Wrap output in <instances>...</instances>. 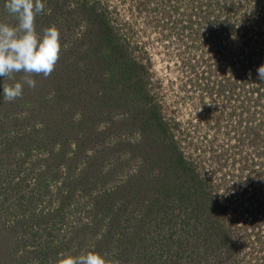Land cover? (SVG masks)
<instances>
[{"label":"rangeland","instance_id":"374dc122","mask_svg":"<svg viewBox=\"0 0 264 264\" xmlns=\"http://www.w3.org/2000/svg\"><path fill=\"white\" fill-rule=\"evenodd\" d=\"M6 2L0 0V23L16 27ZM42 3L37 34L53 25L60 32L54 71L47 78L33 75L34 89L23 83V73L0 77V264H59L89 252L108 264H264V221L233 232L208 216L191 188L195 180L208 181L200 192L214 193L222 216L240 204L260 212L264 202L263 182L250 188L237 182L262 160L256 155L264 146L256 150L244 128L264 121V96L241 86L211 97L200 78L205 62H238L249 50L264 51V0ZM193 7L200 23L185 27ZM207 15L233 28L215 33L209 25L216 20ZM99 21L114 29L127 49L122 58L134 63L133 106L148 119L155 109L165 125L156 146L140 123H132L137 109H116L117 94L127 92L121 66L108 65L103 49L93 64L84 58L94 49ZM17 82L22 96L6 101L3 84ZM206 136L222 152L212 155ZM243 141L248 147L242 149Z\"/></svg>","mask_w":264,"mask_h":264},{"label":"trees","instance_id":"16d2710c","mask_svg":"<svg viewBox=\"0 0 264 264\" xmlns=\"http://www.w3.org/2000/svg\"><path fill=\"white\" fill-rule=\"evenodd\" d=\"M163 1V0H162ZM206 3H211L215 2L216 5H218V0H204ZM221 2V1H220ZM201 4V3H199ZM171 7V6H169ZM210 7L209 5H207V8ZM195 9H197L196 7L192 8V10L189 11V17L188 20L186 21L185 27L192 25L193 23H200V21L195 19L197 17H200L198 14H196ZM173 16L174 14H176L175 9L173 10ZM150 13L152 15L155 16L156 10L153 9L152 11H150ZM93 14V13H92ZM101 15V13H95L93 14L97 19L99 18V15ZM86 16V15H85ZM211 15H207V19L210 17ZM213 17L216 21H212L210 23V27L212 30L213 28V32L215 33H220V29H230L233 28L232 25L231 26H227L224 27L222 26V24H224V22L221 21V18L219 16ZM86 18L88 19V15L86 16ZM95 18V19H96ZM195 18V19H194ZM168 19H171V17H168ZM150 22V21H149ZM171 22V21H170ZM228 22V21H227ZM151 24H153L152 26H157V23L154 24V21H151ZM174 27L173 29L176 28V22H173ZM229 24V23H228ZM177 30V29H176ZM179 30V29H178ZM209 30V31H210ZM260 31L262 32L263 35H259L260 37L264 38V29H260ZM114 29L109 27L107 23L98 22V28L95 31L94 36L92 37V46L90 49H93L88 51V54L84 53V58L85 60H87L88 64H93V61H99L103 58V55L101 54V50L103 49V54H104V58L107 59V63L108 65H111L112 68L116 71V68L118 66H121L120 70L123 72V80L126 83V89L127 92L122 91L120 93L117 94L116 97V103H118V106L115 104L116 109L121 110L123 113H128L129 109L131 107H133V109H137L136 111V115L134 117L133 120V124H137L140 123L139 125L142 126L141 128L143 129V131H147L149 138L145 137L146 140L150 141L152 145L156 146L158 144V140H159V132L165 127L164 123H161L160 120L156 117V110L152 109V115L149 116L151 119L146 118L143 114L144 111L140 110L138 107H134L133 105H136V101L135 98H133V96L131 97L132 92H129L131 90V86L129 85V80H130V72H135V68H134V63H131V61L127 58H122L123 56L126 55L127 49L126 46L124 44V42H121L117 37L116 34L114 33ZM260 32V33H261ZM225 34V32H221V34ZM217 34H214L216 39L213 40H217V38L220 36ZM110 37L108 40L107 38ZM195 37V36H194ZM88 38V37H87ZM227 39V38H226ZM223 41H226L225 39H223ZM216 44V42H212V46H214ZM263 42L260 41L258 45H262ZM77 45H74L75 48H77ZM215 54H220V51H216ZM213 58V57H211ZM211 58L209 60H211ZM223 59V58H222ZM220 59V60H216L213 61L212 65H210L209 63L207 64V62H205V72L204 75H201L200 78L201 80H205L206 82L203 83V87H202V91L205 92V94H209L211 97L214 96H220L222 97L223 93H231L234 92L235 90L237 91H241V89H239L241 86H244L245 88H243V92L250 94V95H256L258 96V99H261V96H264V81H261L258 78V69H256L254 66H257L258 68L262 65H264V51H260L257 50L256 52L252 53L251 50H249V54L248 56L246 55V59L243 61H236L233 62L230 59ZM222 60V61H221ZM215 62V63H214ZM239 66V67H238ZM140 69V68H139ZM214 73H217V75H215ZM128 75V76H126ZM209 82V83H208ZM210 84L211 87H210ZM134 82L132 83V89H134L135 87ZM137 87V86H136ZM125 89V88H124ZM135 91V90H133ZM262 92V93H261ZM122 93V94H121ZM262 94V95H261ZM119 95V97H118ZM114 96V95H113ZM124 97V98H123ZM257 102H259L257 100ZM242 108L245 109L242 101ZM127 108V109H126ZM155 111V112H154ZM132 112V111H131ZM138 114V115H137ZM220 116H222L221 113H219ZM140 118L138 120V122H136L137 118ZM229 118H232V114L229 115ZM221 120V119H219ZM263 120V119H261ZM143 122V125H142ZM249 124V121L246 125ZM157 125V127H156ZM249 126L252 127H246L244 128V133H246V135L252 139V143L256 145L257 149L259 151V144L261 143V145L264 146V121H260L257 120L256 123H254V125L250 124ZM122 127V126H120ZM157 128H159V130H157ZM222 132V131H221ZM89 134V133H87ZM85 135V134H84ZM222 135V133H221ZM205 144H206V148H208V150H211V154L215 156V152L217 151V147L214 146V141L211 142V140L209 139L208 136H206L205 139ZM157 143V144H156ZM151 145V146H152ZM150 146V147H151ZM243 147H248L246 143H244V141L241 143V148L243 149ZM264 148V147H262ZM220 150V149H219ZM217 151V152H222L221 151ZM225 152V151H224ZM244 153V152H243ZM242 153V154H243ZM219 157V156H218ZM257 158L262 159L260 162H257L255 164L251 163V167L252 171L247 172L244 176L241 175L239 177H237V182L240 183V185H244L250 188V186L252 184H254L255 180H258L260 182H263V196H264V153H260L258 152L256 155ZM257 168H256V167ZM190 172V170H189ZM194 184L198 187H191L192 189H194L197 193L198 196H200V198H202L201 200L203 202H205V211L208 214V216H216L217 218L215 219H222L221 221L225 222L226 226H228V224L231 226L229 227L233 232H238L239 230H245V224L251 226V227H257L253 226L255 222L260 223V221H264V220H258L259 217H262V211L264 209V202L260 203L261 206L259 207L260 212H251L250 209L253 206L252 204H250V206L247 209L243 208V205H236L233 208V210H229L227 211V214H225V216H222L219 214V203L217 201V199L213 196L214 193H209L208 195L206 193H201L200 189H206V187L208 186V181H203L201 179L199 180H195ZM200 186V187H199ZM210 191V189H208ZM207 191V190H206ZM212 194V196H211ZM234 199L236 198V194H234ZM207 198V199H206ZM229 198H232L231 196ZM220 202V201H219ZM221 204V202H220ZM223 204V203H222ZM231 208V209H232ZM229 212V213H228ZM264 213V211H263ZM230 214V215H228ZM250 218L249 221H246L245 218H247V216H252ZM224 217V218H223ZM252 220H254V222H250ZM219 220V219H218ZM258 220V221H257ZM235 225L238 226L239 228L236 230L235 229Z\"/></svg>","mask_w":264,"mask_h":264},{"label":"clouds","instance_id":"9594fccd","mask_svg":"<svg viewBox=\"0 0 264 264\" xmlns=\"http://www.w3.org/2000/svg\"><path fill=\"white\" fill-rule=\"evenodd\" d=\"M8 12L16 17L18 26L0 23V77L11 78L13 73H23V83L36 87L33 75L47 78L55 69L61 51L60 32L53 25L36 32L35 18L43 12L42 0H7ZM258 78L264 81V65L258 68ZM23 93L22 83L3 84V98L14 101ZM59 264H108L99 253L89 252L79 256H66Z\"/></svg>","mask_w":264,"mask_h":264}]
</instances>
